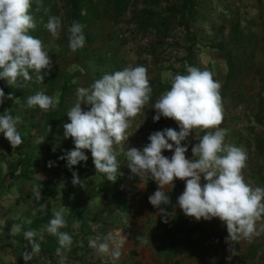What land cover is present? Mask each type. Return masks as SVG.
Returning a JSON list of instances; mask_svg holds the SVG:
<instances>
[{
	"label": "clouds",
	"instance_id": "1",
	"mask_svg": "<svg viewBox=\"0 0 264 264\" xmlns=\"http://www.w3.org/2000/svg\"><path fill=\"white\" fill-rule=\"evenodd\" d=\"M31 6L32 0H0V80H5L8 85H16L21 79L32 81L30 72H34L35 81L42 84L52 68V60L42 41L29 34L36 28L30 14ZM45 27L53 37H58L60 18L50 17ZM68 32L70 49L82 48L85 43L83 26L74 22ZM163 76L165 80L170 79L171 86L155 102L153 121L158 122L161 117L172 119L177 122L179 131L165 128L150 134L149 143L142 150L127 148L124 154L131 174L141 182L151 179L157 183L158 188L149 196V203L159 209L165 223L174 213L161 208V205L170 204L168 194L162 189L165 186L174 188V181L181 180L185 182V189L178 197V206L187 217L196 221L219 219L226 225L228 242L260 235L264 232V224L258 231L257 223L264 220V187H253L243 176L242 169L248 158L246 151L224 143L226 130L218 127L223 121L221 84L213 79L210 71L194 66L187 67V75L168 72ZM151 93L144 66H129L104 74L90 87H79L77 101L67 112L70 122L63 125L64 137L73 140L74 149L59 159L65 160L66 167L71 170L88 160L85 155L88 150L96 172L104 174L107 181L115 182L120 170L116 146L124 152L123 145L130 136L127 132L130 120L141 113L150 101ZM59 95L49 96L38 91L27 97V107L47 111L59 104ZM5 99L18 101L12 94L6 97L0 89V104ZM82 105L90 106L89 110H84ZM20 123L18 115L14 117L10 112L0 115V134L12 148L23 143L17 128ZM208 129L215 130L206 131L197 141L194 130ZM193 134L197 142L191 148L192 159H188L185 155L188 147L182 146V142ZM36 142L42 144L44 138ZM164 151L174 154L168 158L162 154ZM48 167H53V162H48ZM72 177L73 186L82 187L78 173L73 171ZM33 191L37 199L42 198L40 188L34 187ZM66 210L62 207L54 211L46 226V231L58 238L57 255H62L60 249L68 248L72 243V237L60 231L66 227ZM20 231V225L11 228L13 234ZM37 235L34 230L24 232L31 245V251L23 254L25 264L40 252L34 239ZM126 240L127 236L122 233H108L102 240L100 237L90 239L89 244L99 253L110 254L117 260Z\"/></svg>",
	"mask_w": 264,
	"mask_h": 264
},
{
	"label": "crops",
	"instance_id": "2",
	"mask_svg": "<svg viewBox=\"0 0 264 264\" xmlns=\"http://www.w3.org/2000/svg\"><path fill=\"white\" fill-rule=\"evenodd\" d=\"M262 50L264 51V47ZM256 53L257 50H254V59ZM252 63L250 62L249 66H229L225 63L224 66L196 67L210 71L213 79L221 84L223 121L218 127L226 130L224 143L241 147L246 151L248 158L242 174L246 182L253 187H264V66H255ZM127 67L129 66H67L68 71L72 70L71 80L65 82L66 86L63 89L61 77L51 81L47 74L41 84L35 81L34 72H30L32 81L25 82L21 79L16 85H8L6 82L5 96L12 94L18 101L14 103V100L5 99L0 104V115L10 112L14 117L17 115L20 117L21 123L17 128L23 143L12 148L3 134H0V264H25L23 254L25 251H31V245L25 239L24 232L36 229L39 236L34 239L40 248L46 249L36 254L27 264H51V261H58L57 258L53 260L54 251H48V248L56 247L55 240L45 244L46 240L41 235L47 232L46 226L54 211L66 207L68 209L64 213L66 221L72 204L78 200H85L83 196L85 194H82L84 184H88L89 181L94 183V179L86 174L94 167L90 151L85 150L88 160L79 164L82 168H86L83 172L78 169L69 170L66 161L59 159L66 152L74 149L73 140L64 137L63 125L70 122L67 112L77 101L76 92L79 87L88 88L104 74L121 71ZM144 67L148 71L152 88L151 99L148 102L151 108L148 110L146 104L139 115L131 118L127 130L130 136L123 145L124 152H120L119 146H116L117 151L120 152L118 157L120 170L117 172L116 183L124 179V190L106 192V194L107 198L113 195L119 201L126 200L128 196L137 199L144 210L142 218L146 220L145 222L150 220L149 227L140 228L143 232L141 237L154 238V240L144 239L140 244L144 250L139 248L136 253L134 251L129 256H125V259L139 260V262L161 260L175 262L181 259L182 262L188 263L197 260L194 259L195 257H202L201 260L205 262L220 264L264 263V232L251 239L241 238L228 242L226 225L219 219L196 221L195 218L187 217L178 206V197L185 189V182L181 180L174 181V188L165 186L162 189L168 194L170 204L161 205V208L166 209L168 213H174L168 218L172 221L164 223L161 221L159 209L149 203V196L158 188L157 183L151 179L141 182L138 177L131 176L127 167L128 160L124 154L127 148L135 147L142 150L149 143L150 134L165 128L179 131L177 122L172 119L161 117L158 122H154L153 116L156 113L153 106L171 86L170 79L165 80L162 71L174 75L175 71L178 73L181 70L187 75L188 66H177V69L175 66ZM57 68L60 69L61 66H56L55 70ZM240 72H243L242 77ZM38 91H43L49 96L60 93L59 104L47 111L39 107L28 108L27 97ZM89 107L82 105L84 110H89ZM214 130H194L197 141L206 131ZM40 138H44V143L36 142ZM197 141L193 134L187 141L182 142V146L188 147L186 158L192 159L191 148ZM162 154L171 158L174 153L164 151ZM50 161L53 162L51 168L48 167ZM73 171L78 173L83 182L82 187L73 186L71 183ZM127 176L131 178L128 180ZM134 185L141 187V191L135 190ZM34 187L41 189V199H37L33 191ZM92 200L94 202V198ZM146 216L150 218L146 219ZM261 224H264V220L257 223L258 231ZM13 225H20L21 231L13 234L11 232ZM118 231L122 233L121 229ZM161 240L163 243L160 246L164 248V252L155 253L152 242ZM147 248L151 250L148 252Z\"/></svg>",
	"mask_w": 264,
	"mask_h": 264
},
{
	"label": "rangeland",
	"instance_id": "3",
	"mask_svg": "<svg viewBox=\"0 0 264 264\" xmlns=\"http://www.w3.org/2000/svg\"><path fill=\"white\" fill-rule=\"evenodd\" d=\"M30 14L36 28L29 34L40 39L49 52L54 68L48 77L51 81L61 77L62 89L71 80L72 70L68 71L67 66H175L177 69V66H224L225 63L249 66L252 61L255 66H264V0H32ZM50 17L60 18L58 37H53L45 27ZM74 22L83 26L85 36L84 46L75 51L69 47L68 32ZM254 50H257L256 59ZM56 66L61 68L55 70ZM175 72L186 75L181 70ZM0 85L6 92V81L0 80ZM150 106L147 103L148 110ZM72 169L86 170L80 165ZM86 174L94 183L84 184L85 200L72 204L66 227L60 229L72 237L70 247L61 248L62 255H57L58 238L48 232L41 233L45 244L56 242V247L48 248L54 251L53 260H58L51 264H61L62 257L63 264H220L205 262L202 257L188 263L181 259L126 260L125 256L139 248L144 250L140 246L145 239L140 228L149 227L150 220L145 222L142 218L144 210L134 197L122 201L113 195L107 198L106 192L124 190V179L120 186L117 181L111 183L95 167ZM135 190L141 191V187ZM119 229L127 236L119 259L113 260L110 254L90 247V239L102 240L108 233H120ZM162 243V240L152 242L155 253L164 252Z\"/></svg>",
	"mask_w": 264,
	"mask_h": 264
},
{
	"label": "trees",
	"instance_id": "4",
	"mask_svg": "<svg viewBox=\"0 0 264 264\" xmlns=\"http://www.w3.org/2000/svg\"><path fill=\"white\" fill-rule=\"evenodd\" d=\"M1 87H2V86L0 85V89H1Z\"/></svg>",
	"mask_w": 264,
	"mask_h": 264
}]
</instances>
